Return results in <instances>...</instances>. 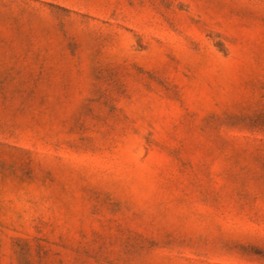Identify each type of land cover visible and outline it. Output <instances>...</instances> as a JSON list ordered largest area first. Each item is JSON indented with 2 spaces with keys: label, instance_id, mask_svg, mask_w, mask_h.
Listing matches in <instances>:
<instances>
[{
  "label": "rangeland",
  "instance_id": "obj_1",
  "mask_svg": "<svg viewBox=\"0 0 264 264\" xmlns=\"http://www.w3.org/2000/svg\"><path fill=\"white\" fill-rule=\"evenodd\" d=\"M0 264H264V0H0Z\"/></svg>",
  "mask_w": 264,
  "mask_h": 264
}]
</instances>
